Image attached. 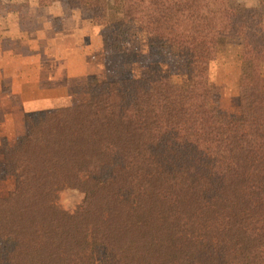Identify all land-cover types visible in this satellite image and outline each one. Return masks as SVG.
Returning a JSON list of instances; mask_svg holds the SVG:
<instances>
[{"label":"trees","instance_id":"obj_1","mask_svg":"<svg viewBox=\"0 0 264 264\" xmlns=\"http://www.w3.org/2000/svg\"><path fill=\"white\" fill-rule=\"evenodd\" d=\"M54 1L101 25L136 21L150 45L187 58L188 79L92 83L89 101L29 119L5 152L15 186L0 196V264H96L98 246L104 264H264V0L24 6ZM223 36L242 38L246 63L241 115L226 120L209 94ZM66 188L84 193L74 212L59 203Z\"/></svg>","mask_w":264,"mask_h":264},{"label":"crops","instance_id":"obj_2","mask_svg":"<svg viewBox=\"0 0 264 264\" xmlns=\"http://www.w3.org/2000/svg\"><path fill=\"white\" fill-rule=\"evenodd\" d=\"M8 1L0 8V149L25 133L27 115L75 101L103 70L101 28L87 10L61 1L40 9L26 0L14 9ZM39 9V26L23 30Z\"/></svg>","mask_w":264,"mask_h":264},{"label":"rangeland","instance_id":"obj_3","mask_svg":"<svg viewBox=\"0 0 264 264\" xmlns=\"http://www.w3.org/2000/svg\"><path fill=\"white\" fill-rule=\"evenodd\" d=\"M0 0V8L5 9ZM15 1V2H13ZM113 1V0H109ZM247 6L258 5V0H234ZM19 0H9L7 3L15 8ZM21 5H19L20 7ZM10 9L13 10L12 7ZM82 10V9H81ZM91 15L92 11L87 10ZM1 13L6 15L7 11ZM120 14H116L108 25H101L103 36V51L100 53L101 66L99 76L90 77L87 92L78 95L75 101H66L65 104L30 113L26 116L27 130L15 143L5 142L0 149V196H6L15 186V177L11 166L5 159V152L26 140L30 128L31 118H48L59 115L62 107L73 104L84 103L90 100V85L96 82H108L123 78H140L145 76H166L177 83L187 82V58L178 54L175 47L150 45L143 33L139 30L136 21L124 25H115ZM114 23V25H113ZM26 26H30L27 24ZM243 40L239 36H223L219 40L216 58L210 65L209 94L213 108L217 111L219 118L232 119L241 115L240 104V75L245 67L242 58ZM264 73V72H263ZM84 193L75 188H66L60 193L59 203L68 210L74 212L82 202ZM96 264H104L106 254L103 247L94 249Z\"/></svg>","mask_w":264,"mask_h":264}]
</instances>
